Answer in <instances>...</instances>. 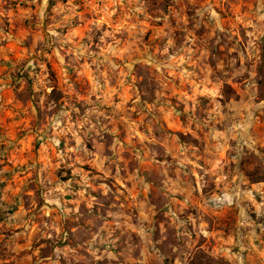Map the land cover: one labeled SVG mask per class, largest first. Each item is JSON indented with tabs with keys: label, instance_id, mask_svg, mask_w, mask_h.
<instances>
[{
	"label": "rangeland",
	"instance_id": "374dc122",
	"mask_svg": "<svg viewBox=\"0 0 264 264\" xmlns=\"http://www.w3.org/2000/svg\"><path fill=\"white\" fill-rule=\"evenodd\" d=\"M0 264H264V0H0Z\"/></svg>",
	"mask_w": 264,
	"mask_h": 264
}]
</instances>
